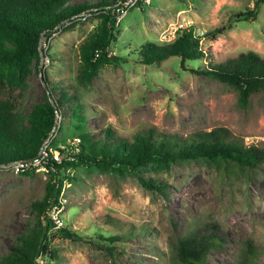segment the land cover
Returning <instances> with one entry per match:
<instances>
[{
	"label": "rangeland",
	"instance_id": "1",
	"mask_svg": "<svg viewBox=\"0 0 264 264\" xmlns=\"http://www.w3.org/2000/svg\"><path fill=\"white\" fill-rule=\"evenodd\" d=\"M95 1L67 0L48 16L55 17L66 5ZM252 7L253 0H151L135 6L113 30L108 54L118 56L117 63L99 64L92 73L81 61L78 45L98 26L100 16L95 8L94 14L80 12L78 20L57 24L40 40L37 67L30 58L23 84L9 99L25 113L34 103L58 98L59 113L47 139L50 150H65L74 139L101 140L107 128L128 139L147 127L185 138L217 126L242 144L264 147L262 90L241 105L233 87L182 69L177 56L147 65L136 54L145 41L170 42L180 28L202 36L234 12ZM256 12L253 21L232 23L214 38L202 36L204 57L185 64L204 68L247 50L264 56V7ZM7 47L9 42L0 41V48ZM138 170L163 189L148 190L135 173L115 168L60 171L68 173L61 177L58 195L64 200L61 228L75 237L54 233L53 264H172L173 247L187 233L220 238L205 264H234L246 239L257 250L255 263L264 264V162L235 177L221 176L200 159ZM47 178L43 171L22 175L0 164V257L17 236L43 222L31 202L43 197ZM109 236L118 237L110 241Z\"/></svg>",
	"mask_w": 264,
	"mask_h": 264
},
{
	"label": "trees",
	"instance_id": "2",
	"mask_svg": "<svg viewBox=\"0 0 264 264\" xmlns=\"http://www.w3.org/2000/svg\"><path fill=\"white\" fill-rule=\"evenodd\" d=\"M111 1L96 0L91 4L79 2L66 5L55 17L49 18L48 13L67 0H0V41L10 43V47L0 48V164L35 156L55 127L56 115L59 113L58 98L53 102L47 99L34 103L25 113L19 112L9 99L10 92L23 84L29 72L30 58H35L37 67L40 40L46 39L52 28L59 23L71 22L70 18L81 11L97 9V12H101L98 13L99 24L79 43L80 59L91 73L99 64L117 63L118 56L108 54L115 40L114 17L105 9ZM259 6L264 7V0H253L252 8L234 12L224 23L206 31L202 36L214 38L229 29L232 23L253 21ZM176 34L170 42L158 44L145 41L140 44L136 49L139 62L157 64L165 58L177 56L182 69L233 87L241 105L246 103L248 96L255 90L260 89L264 93V56L247 50L220 62H210L204 68H193L187 66L185 61L204 57V51L199 46L202 36L193 35L187 28L178 29ZM103 132L104 138L101 140L79 139L75 150L57 148L59 161L48 159L44 195L40 200L31 202V209L43 222L17 236L8 251L0 257V264H37L38 257L44 259V264H53L55 250L50 242L54 233L57 232L60 237H75L64 227L53 230L45 214L57 202L61 177L68 178V173H60L64 168H115L120 172L135 173L142 187L159 191L163 189L162 185L140 176L139 167H161L174 161L200 159L215 166L221 176L235 177L238 174L244 176L264 162V147L255 143L242 144L222 126L194 132L185 138L157 131L154 127L141 129L129 139L113 136L109 128ZM30 172L21 170L19 174ZM116 237L109 236L107 239L111 241ZM220 242V238L215 235L187 233L178 238L173 247L172 264H205L209 250L220 246ZM257 255L251 240L246 239L234 264H256Z\"/></svg>",
	"mask_w": 264,
	"mask_h": 264
},
{
	"label": "built area",
	"instance_id": "3",
	"mask_svg": "<svg viewBox=\"0 0 264 264\" xmlns=\"http://www.w3.org/2000/svg\"><path fill=\"white\" fill-rule=\"evenodd\" d=\"M149 2L150 0H112L111 3L105 7V9L109 10L111 16L114 17V22H115L114 24H118L120 18L123 15H125L131 8L135 6H145ZM91 11H94V9L81 11V13L86 12V14H91ZM80 14L74 15L70 19L78 20L80 18L79 17ZM47 139H49V137ZM47 139H45L42 142L35 156L26 160H17L14 162L7 163L6 164L7 167H10L11 170L14 171L15 173L16 172L19 173L21 170H32V169L47 173L46 164L48 162V159L51 158L53 161H59L60 158L58 156L59 154L57 150H50L47 147ZM74 141L76 142L72 141L71 142L72 146H69L68 148L75 150V146L79 140L74 139ZM63 205H64V200L60 196H57V202L52 204L45 212L46 217L48 218L49 222L52 224L53 230L61 228L63 226V222L60 216L63 210ZM44 262L45 261L42 260V257H38L37 264H44Z\"/></svg>",
	"mask_w": 264,
	"mask_h": 264
},
{
	"label": "crops",
	"instance_id": "4",
	"mask_svg": "<svg viewBox=\"0 0 264 264\" xmlns=\"http://www.w3.org/2000/svg\"><path fill=\"white\" fill-rule=\"evenodd\" d=\"M149 3H151V0H150V2Z\"/></svg>",
	"mask_w": 264,
	"mask_h": 264
},
{
	"label": "water",
	"instance_id": "5",
	"mask_svg": "<svg viewBox=\"0 0 264 264\" xmlns=\"http://www.w3.org/2000/svg\"><path fill=\"white\" fill-rule=\"evenodd\" d=\"M40 47V46H39Z\"/></svg>",
	"mask_w": 264,
	"mask_h": 264
}]
</instances>
